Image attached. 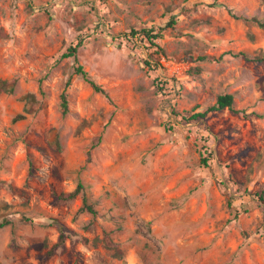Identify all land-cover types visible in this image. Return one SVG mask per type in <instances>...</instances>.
Masks as SVG:
<instances>
[{"label": "rangeland", "instance_id": "obj_1", "mask_svg": "<svg viewBox=\"0 0 264 264\" xmlns=\"http://www.w3.org/2000/svg\"><path fill=\"white\" fill-rule=\"evenodd\" d=\"M171 15L164 55L130 36ZM242 15L264 0H0V264H264V63L234 55L264 30ZM80 38L108 98L63 56ZM224 93L239 112L208 110ZM77 182L95 215L57 199Z\"/></svg>", "mask_w": 264, "mask_h": 264}, {"label": "trees", "instance_id": "obj_2", "mask_svg": "<svg viewBox=\"0 0 264 264\" xmlns=\"http://www.w3.org/2000/svg\"><path fill=\"white\" fill-rule=\"evenodd\" d=\"M244 21L246 22H251L254 23L256 26H258L260 29L264 30V19H261L257 16H240ZM176 22L175 16L171 15L170 18L167 20L166 24L164 26H159L157 28L154 27H143L139 30H134L131 29L130 31V36H133L135 34L140 35L137 36V38L139 37L141 43L143 45H145L146 47H150L152 49H155V51L157 53H161L162 55H164V50L163 48L160 46L159 44V40L163 37V29L166 26H172L174 25ZM82 44V39H78L76 41V43L74 45H70L68 46L67 50L64 52L63 56L67 57V58H71L73 61V73L75 75H77L79 78H81L84 82L88 83L92 90L96 93H100L101 95L105 96V97H109L107 91L101 87L99 84H97L90 76L89 74L83 69L82 65L78 63L77 61V49L81 46ZM234 55H238V56H242L244 59L247 60H254L257 62H263L264 63V53H256L253 56H250L248 54H246L243 51H239ZM187 60L190 61H194V60H199V61H204L207 59L206 55H198L196 57H193L191 55H189L187 58H185ZM143 64L147 65L148 67H157L158 63L154 62L152 63L147 57L143 58ZM192 74L197 75L200 72V67L196 66L190 69V71ZM70 83V78L68 77V79L66 80L63 90L60 94V111L62 113V115H65L68 111V102H67V97H66V87L69 85ZM8 81L4 80L1 82L0 84V90L2 91H12V84L10 86H7ZM24 100L27 104H30L31 106L28 108H25V110L27 112H31L32 110H34V103H35V98L33 94H26L24 95ZM227 108L228 110L232 111V112H239V110L234 109L233 107V95L230 93H224V94H219L216 98L215 103L210 106L208 108V110H221ZM175 113V112H173ZM206 111L203 112H197L195 114H193L191 117L188 118H183L185 120L187 119H194L197 117H203L205 115ZM255 115L257 117H262L264 118V114H259V113H255ZM24 117L23 114H17L14 117V120L20 119ZM205 147V146H204ZM205 150L207 149L206 147L204 148ZM199 156H200V163L206 165L208 159L210 158L211 154L210 152H201L199 151ZM79 194H82V203L81 206L79 208L80 211H86L88 213H90L91 215H95L96 214V210L93 207V205L91 204V202L88 201L86 195L83 194V184L81 182H77L76 186L74 187L73 190L66 192V193H59L57 195V199L60 202H67L70 201L72 199H74L76 196H78ZM255 195L257 196L258 200L260 202H264V188L260 191V192H256ZM10 223V220L8 218H2L0 220V227H3L4 225H7ZM61 238V236H60ZM103 242L105 243L106 246L108 247H112L115 248V244L112 242V240L109 238V236L107 235V233L104 234L103 236ZM53 249H50L49 253H52Z\"/></svg>", "mask_w": 264, "mask_h": 264}]
</instances>
